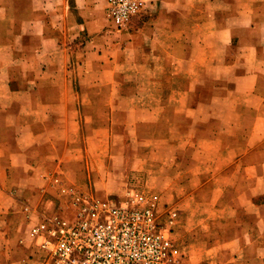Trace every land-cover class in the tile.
Returning a JSON list of instances; mask_svg holds the SVG:
<instances>
[{
  "label": "crops",
  "instance_id": "obj_1",
  "mask_svg": "<svg viewBox=\"0 0 264 264\" xmlns=\"http://www.w3.org/2000/svg\"><path fill=\"white\" fill-rule=\"evenodd\" d=\"M143 1L150 18L119 34L106 0H0V264H47L23 207L67 213L62 189L84 188L86 144L105 135L111 144L114 129L167 135L155 130L161 112L146 107L159 97L123 93L128 74L161 71L134 65L158 42L190 73L191 105L201 108L215 81L216 114L169 117L170 135L188 140L154 144L134 170H160L183 264H264V0Z\"/></svg>",
  "mask_w": 264,
  "mask_h": 264
},
{
  "label": "built area",
  "instance_id": "obj_2",
  "mask_svg": "<svg viewBox=\"0 0 264 264\" xmlns=\"http://www.w3.org/2000/svg\"><path fill=\"white\" fill-rule=\"evenodd\" d=\"M144 6L143 0H106L109 27L128 32L145 13ZM62 192L71 199L67 213L23 207L30 236L47 264H183L176 243L157 220V194L131 189L124 200L113 202L66 188ZM176 216L170 212L171 222Z\"/></svg>",
  "mask_w": 264,
  "mask_h": 264
},
{
  "label": "rangeland",
  "instance_id": "obj_3",
  "mask_svg": "<svg viewBox=\"0 0 264 264\" xmlns=\"http://www.w3.org/2000/svg\"><path fill=\"white\" fill-rule=\"evenodd\" d=\"M150 14L151 10L146 8L141 18H150ZM133 29L130 32H133ZM113 31L119 34L129 33ZM163 43L158 42L161 45L158 47L160 50L155 53L154 57L142 58L137 57V55L134 57V65L143 67L145 65H156V69L159 67L161 71L154 73L152 68L144 67L139 73L134 72L128 74L127 80H130V85L128 84L126 86L127 88H124L123 93L124 95H134L133 97L138 98V100L159 97L162 100L161 104L146 107L151 108V112H161L160 114L163 119L160 123L161 128L155 130L167 135L159 137L149 135L121 136L120 132L114 129V135L109 138L111 144H108L106 135L98 137L97 140H94L96 142L91 145L86 144L85 152L88 155L86 157L88 160L83 168L85 184L81 193L89 195L96 200L113 202L124 200L131 189H137L145 195L157 194L160 197V208L157 213V220L167 235L174 238V221L171 222L170 220V212L173 211V204L168 199L166 186H162L160 182V170L155 166L147 172L143 170L136 171L133 167V158L139 156L144 160L151 161L154 144L175 143L177 141L179 145L187 141L188 138L184 136L170 135L172 131L169 127V117L176 115L177 121L184 123V116L187 112H190L191 108L193 111L196 109L200 110L202 114H216L211 113L215 112V110H213V105H211L210 101L217 99L218 94H216L214 89L210 88L215 81H210L208 84L206 83L207 87L203 90L202 107L196 108L194 105H191V98L186 93L185 88L191 82L190 73H185L183 62L181 64H173L170 62L168 56L164 54ZM186 76H189V80L185 78ZM193 76H195L194 73ZM196 76V84L201 85L199 81L201 78L200 75ZM137 78L141 79V82L146 83H141L140 87L136 88L135 82L138 80ZM148 85H159L160 87L153 90L149 89L147 87ZM133 107L137 106L134 105ZM203 139L206 140V144H211L215 140L213 137H205ZM119 158H122L123 162L118 161Z\"/></svg>",
  "mask_w": 264,
  "mask_h": 264
}]
</instances>
